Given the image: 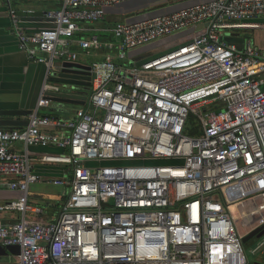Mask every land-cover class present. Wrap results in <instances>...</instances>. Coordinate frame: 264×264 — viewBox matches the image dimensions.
Wrapping results in <instances>:
<instances>
[{
  "label": "built area",
  "instance_id": "obj_1",
  "mask_svg": "<svg viewBox=\"0 0 264 264\" xmlns=\"http://www.w3.org/2000/svg\"><path fill=\"white\" fill-rule=\"evenodd\" d=\"M4 1L19 50L46 67L45 80L55 61H77L71 45L106 51L89 65L90 96L73 120L38 113L57 90L46 85L26 127L0 131V189L21 194L0 205L19 215L0 223V246L19 248L14 264H247L230 208L259 214L248 234L264 229V50L223 38L264 31V0H210L112 27L96 25L132 0H60L42 14L53 28L37 31L22 25L33 10ZM199 27L157 57L129 56ZM190 116L195 136L186 133ZM47 167L63 176L36 173ZM39 183L66 191L49 222L26 219L44 213L29 202ZM260 238L252 253L264 259Z\"/></svg>",
  "mask_w": 264,
  "mask_h": 264
},
{
  "label": "crops",
  "instance_id": "obj_2",
  "mask_svg": "<svg viewBox=\"0 0 264 264\" xmlns=\"http://www.w3.org/2000/svg\"><path fill=\"white\" fill-rule=\"evenodd\" d=\"M138 1L141 0H132L130 2L119 5L115 8L109 9V11L111 12H109V14L108 13L106 14L105 22L100 23L96 26L97 27L110 26L111 25L110 23L112 22L107 19L108 16L120 17L121 21L127 19L131 20V18L134 17L132 15H134L133 13L135 12H129L126 14H123L122 12H125L128 9L132 8L131 4L132 3L136 4L138 3ZM151 1L152 3L148 4L145 7L146 9H144L149 11H147L146 14H143L144 16L147 15L148 17L146 16L143 17L142 19L164 15L167 13H171L183 9L185 7H189L210 0H151ZM11 6L16 8L20 12L21 10H26V9H30L35 12L34 15L29 17H23L22 20V25L25 28H27L29 31L50 30L53 28V25L47 20H45L42 17V14L49 10L59 9L60 0H14ZM8 8L9 6L7 5V3L4 0H0V111L21 112V113L20 115L0 117V131L24 129L28 123L29 115L34 110H37V107L41 102L40 94L44 86L46 85L53 86V84L49 83V80H45L46 67L41 64L31 63L27 59L26 55L19 50L17 39L15 36L16 34L9 19ZM117 22H120V20ZM192 31L195 34L197 32L196 30H191L190 33H192ZM241 33L226 36L225 38L226 42L230 45H235L236 47L241 49L244 46L245 39L250 38L253 40V43L259 49L264 50V31L260 33H256L254 31H247L245 32L247 33V35L244 36H242ZM69 50L77 54V61L75 63L86 65L85 63H83L84 60L82 59L87 57H78L79 54L77 52L79 51V47L76 44L71 45L69 47ZM92 52L95 53L96 57H99L98 60H101L106 54V51L91 49L88 53L85 52V55L89 56ZM67 109L75 110L74 107L53 105L50 102H48L47 104L44 103L43 107H40V109L37 111L42 116H52V117L54 116L58 119L63 120L57 115L59 113L68 112ZM41 110H46L47 112L41 114L40 113ZM50 111L53 112L54 114L48 113ZM65 121H69V120H65ZM13 148L14 151L16 152L23 151V147L20 144H16ZM29 153L32 156L41 155V154L59 155L60 151L54 148H47L46 150H42L39 148H30ZM36 173L40 176L53 178V179L60 178L61 176H63L62 175L63 172L60 170L59 167L37 168ZM3 183H5V181H3ZM46 185H49V187ZM50 185L52 184L39 183L32 186L33 188L44 187V186L48 187L47 191H45L43 194L29 190L32 196L29 202L37 205L41 204V206H44L45 208H44V213L41 216H27L26 219L28 221L49 222L54 220V218L58 214L59 202H60L59 186H54L56 188H53L52 187L53 185L52 186ZM20 196L21 194L19 192L10 191L2 188L0 189V205L7 200L17 199ZM36 196L41 197L42 200L40 202H36V200H32V198ZM242 206L245 205L241 204L236 206L237 215L240 217L241 220L242 219L244 220L245 222L243 223L244 225L250 224L253 221V217L250 215V210H249V214L240 212L239 209ZM18 219H19L18 213L0 211V223L3 224L14 223L18 221ZM233 219L236 224V220L234 217Z\"/></svg>",
  "mask_w": 264,
  "mask_h": 264
},
{
  "label": "rangeland",
  "instance_id": "obj_3",
  "mask_svg": "<svg viewBox=\"0 0 264 264\" xmlns=\"http://www.w3.org/2000/svg\"><path fill=\"white\" fill-rule=\"evenodd\" d=\"M150 3H151V0H145V1L141 0V1H138V3H136V4L132 3L131 4V6H132L131 10H133L135 13H133L134 15H132V16H134V17L131 18V20H129V21H137L140 19L143 20L142 18L147 16V15L144 16L143 14H146L147 11H149V10H144V9H146L145 7ZM107 19L112 22V23H110L111 24L110 27L114 26V23H117V21H119V20L121 21V18L117 17V16H113V17L108 16ZM190 32H191V30L184 31V32H181V33L171 37V38H168V39H165L163 41L156 42L154 44L146 46L144 48L132 51L129 53V56L131 58L136 56L134 59H132V61L134 63H138V62L143 61V60H147L150 58L157 57L163 53H166V52L178 47L179 45L183 44L184 42L191 40L193 38V36L195 35V33L193 31H192V33H190ZM240 32H242L241 33L242 36L247 35V33H245L247 31H240ZM254 32L260 33V32H263V30H258V31H254ZM225 38L226 37H224L223 40L226 42ZM77 53L79 54L78 57H87V58L82 59L85 61V62L83 61V63H85L86 66H89L92 62L97 61L99 59V57H96L95 53H93V52L89 55L90 57L85 55V51H83L81 49H79V51ZM112 55L116 58V55L114 52L112 53ZM79 59H81V58H79ZM57 62L58 61H55L54 64H57ZM89 96H90V92L87 93L86 98H88ZM67 110H68V112L59 113L57 116L62 118L63 120H70V119L73 120L75 110H73V109L72 110L67 109ZM46 112H47L46 110L40 111L41 114L46 113ZM48 113L54 114L51 111ZM69 174H70V172H69ZM46 186L49 187V185H46ZM50 186H52V185H50ZM48 187L44 186V187L33 188L31 186L30 190L34 191L36 193H42L43 194L45 191H47ZM52 187L56 188L54 186H52ZM60 188L62 189V192H61ZM65 194H66L65 189H63L62 187H59V197H63ZM32 200H36V202H40L42 200V198L36 196V197H33ZM255 206L260 207V206H263V204L260 201H256ZM230 209H231V213H232L233 217L236 220V228H237L238 233L241 236L246 237L247 234L250 232L251 227L254 225V222H256V220L258 219L259 214L253 215V221L250 224L244 225L243 224V223H245L244 220L243 219L241 220L240 217L237 215L236 206H233ZM249 210H250V208L246 207V206H242L239 209L240 212H244L245 214H249ZM263 214H264V212H263ZM250 215H251V213H250ZM261 240H262V238L257 239V237L254 238V236H253L251 239H247L246 241H244L242 243L244 254H245L246 260H247V264H264V259L258 257V253H256L255 255H254V253H252V251L259 245ZM15 260H17V259L14 257H11V256L1 257L0 258V264H13Z\"/></svg>",
  "mask_w": 264,
  "mask_h": 264
},
{
  "label": "water",
  "instance_id": "obj_4",
  "mask_svg": "<svg viewBox=\"0 0 264 264\" xmlns=\"http://www.w3.org/2000/svg\"><path fill=\"white\" fill-rule=\"evenodd\" d=\"M109 12H111L109 9L106 10V14H109ZM129 12L134 11L130 8L122 13L126 14ZM200 29L201 27L197 28L196 31ZM48 80L49 83L53 84V86L57 88V90L45 92L42 97L43 102H50L53 105L74 107L75 109L85 105L86 95L90 91L91 87L89 66L74 62H57V64H54ZM20 113L21 112L0 111V117L20 115ZM260 230H262V228H259L251 234H248L246 237H243L242 242L247 239H251L255 235L260 238L264 235V230L257 235ZM18 255L19 248L17 246H8L5 248L0 246V258L8 256L16 258Z\"/></svg>",
  "mask_w": 264,
  "mask_h": 264
},
{
  "label": "trees",
  "instance_id": "obj_5",
  "mask_svg": "<svg viewBox=\"0 0 264 264\" xmlns=\"http://www.w3.org/2000/svg\"><path fill=\"white\" fill-rule=\"evenodd\" d=\"M196 123H195V119L190 116V119L188 121V127L186 129V133L190 136H195L197 133V129L195 127ZM42 150H46V149H42Z\"/></svg>",
  "mask_w": 264,
  "mask_h": 264
},
{
  "label": "flooded vegetation",
  "instance_id": "obj_6",
  "mask_svg": "<svg viewBox=\"0 0 264 264\" xmlns=\"http://www.w3.org/2000/svg\"><path fill=\"white\" fill-rule=\"evenodd\" d=\"M263 230H264V229L260 230V231L257 233V235L260 234ZM255 237H257V236L255 235L254 238H255Z\"/></svg>",
  "mask_w": 264,
  "mask_h": 264
}]
</instances>
